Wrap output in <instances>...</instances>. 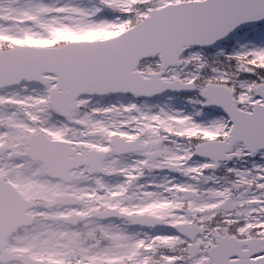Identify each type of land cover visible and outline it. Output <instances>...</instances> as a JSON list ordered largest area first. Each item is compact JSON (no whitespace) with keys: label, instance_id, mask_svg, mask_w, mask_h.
I'll list each match as a JSON object with an SVG mask.
<instances>
[{"label":"snow or ice","instance_id":"6c2138e0","mask_svg":"<svg viewBox=\"0 0 264 264\" xmlns=\"http://www.w3.org/2000/svg\"><path fill=\"white\" fill-rule=\"evenodd\" d=\"M0 264H264V0H0Z\"/></svg>","mask_w":264,"mask_h":264}]
</instances>
